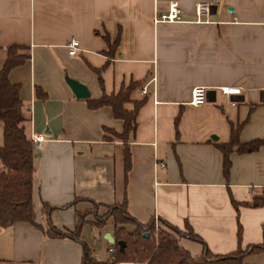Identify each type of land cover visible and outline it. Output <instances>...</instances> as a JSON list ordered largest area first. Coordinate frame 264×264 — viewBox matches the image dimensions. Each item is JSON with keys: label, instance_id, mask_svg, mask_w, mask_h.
I'll return each mask as SVG.
<instances>
[{"label": "crops", "instance_id": "obj_1", "mask_svg": "<svg viewBox=\"0 0 264 264\" xmlns=\"http://www.w3.org/2000/svg\"><path fill=\"white\" fill-rule=\"evenodd\" d=\"M171 3L182 22L154 23ZM197 5L210 7L200 23ZM72 39L79 47L69 56ZM10 46L29 54L8 75L20 86L22 126L29 138L45 136L34 154L38 226L79 228L80 240L101 262H109L108 250L115 248L104 239L113 238L112 222L98 228L90 217L123 202L140 224L189 227L200 241L178 236L177 242L192 257L205 248L227 255L262 242L264 205L248 204L264 197V146L234 151L226 179L217 145L228 144L240 125L241 144L264 141V0H0V70ZM66 76L86 86L92 100L137 84L126 105L130 110L143 102L128 139L127 177L124 143L114 135L123 122L110 107L92 110L88 99H76ZM196 87L214 101L191 106ZM223 88L239 94L227 96ZM231 200L240 204L237 210ZM86 227L99 235L100 250L89 243ZM81 261L82 247L71 239L50 238L23 222L0 229V264ZM242 262L264 264V251Z\"/></svg>", "mask_w": 264, "mask_h": 264}, {"label": "trees", "instance_id": "obj_2", "mask_svg": "<svg viewBox=\"0 0 264 264\" xmlns=\"http://www.w3.org/2000/svg\"><path fill=\"white\" fill-rule=\"evenodd\" d=\"M119 43V36L110 45L106 53L108 57L115 55V49ZM7 59L0 70V124L2 125L3 144L0 146V229L9 228L15 223H28L35 228L45 231L50 238H68L78 242L82 247L81 264H243L244 257L258 254L264 251V227L262 228V242L250 245L244 249L239 245L236 251L227 255H213L205 248L199 257H192L188 251L178 245L177 238L167 232H161L157 238L150 233L154 229V222L140 224L127 213L126 202L113 205L107 214V219H112L113 238L115 252L109 262H101L92 257L91 250L80 240L79 228L73 232H62L51 224L46 229L36 224V215L33 204V179L35 173L34 154L30 138L26 135L19 98L20 86L11 84L8 80L10 71L21 65L29 58L26 49L19 46H10ZM102 69L96 70L100 75ZM99 82L102 83L99 76ZM137 84L119 90L117 93L103 94L97 100H86L88 108L96 110L102 107H110L113 117L123 122L121 134H114L117 139L124 143V173L125 177L131 168V155L128 147L129 135L135 131L136 114L143 102H134L132 109H127L130 103V93ZM242 125L231 130L228 144L217 145L223 155V175L228 178L231 167L230 155L237 153L255 152L264 141L254 140L246 144L239 142V132ZM256 200V201H255ZM248 206L257 207L264 205V197L255 199ZM234 209H238L239 203L231 200ZM47 210L52 209L44 204ZM106 222L95 223L101 228ZM163 226L173 231L178 236H185L192 240H199L187 227L186 232H181L167 223ZM133 227L132 231H126L125 226ZM146 233L149 234L146 238ZM241 228L238 227L237 237L240 240ZM117 242H123L124 248L120 250Z\"/></svg>", "mask_w": 264, "mask_h": 264}, {"label": "built area", "instance_id": "obj_3", "mask_svg": "<svg viewBox=\"0 0 264 264\" xmlns=\"http://www.w3.org/2000/svg\"><path fill=\"white\" fill-rule=\"evenodd\" d=\"M210 11V7L208 5H197L195 8V14L197 16V23L202 22L200 17L205 14H208ZM181 10L179 9L177 3H171L169 5L167 14L161 15L160 17L154 20V23H162V24H176L181 23ZM79 47V42L76 39H72L70 43L67 45L68 55L74 56L76 54L77 48ZM142 95L147 94V86H144L142 89ZM222 94L227 96L238 95L239 89L233 88H223L221 89ZM207 102V90L203 87H196L191 91L190 102L189 104L194 107H200ZM30 141L32 143L33 149L38 151L42 148V144L45 142V136L43 134H33L30 136ZM159 167H163L162 164ZM157 220H155V225H157ZM110 254L115 252V248H110L108 250Z\"/></svg>", "mask_w": 264, "mask_h": 264}, {"label": "rangeland", "instance_id": "obj_4", "mask_svg": "<svg viewBox=\"0 0 264 264\" xmlns=\"http://www.w3.org/2000/svg\"><path fill=\"white\" fill-rule=\"evenodd\" d=\"M2 127H1V124H0V146L2 145ZM113 207V206H106L104 208V213L102 215H97V214H94V217H90L91 219H93V223H99V222H108L109 220L112 222V219H105L107 218V214L109 213L110 211V208ZM111 224V223H110ZM111 226L114 228L113 224H111ZM124 229L126 231H132L133 230V227L130 226V225H127L124 227ZM167 232L168 234H171V235H175L176 238L178 237L177 234H175L173 231L169 230L168 228H166L165 226L163 225H160L159 223L157 225L154 224V229L153 231L150 233V235L154 238H157V236H159V234L161 232ZM85 236L87 237L88 241L90 244H92V246L94 247V251H98L100 250V244L98 243L99 241V235L97 234V232L95 231L94 228H91V227H86L85 229ZM105 239V238H104ZM103 240V239H102ZM105 240H103L104 242ZM104 253V252H103ZM111 257V256H110ZM107 258V257H106ZM110 261V260H108ZM124 264V263H123Z\"/></svg>", "mask_w": 264, "mask_h": 264}, {"label": "water", "instance_id": "obj_5", "mask_svg": "<svg viewBox=\"0 0 264 264\" xmlns=\"http://www.w3.org/2000/svg\"><path fill=\"white\" fill-rule=\"evenodd\" d=\"M215 12H213L212 14H214ZM65 82L66 84L69 86V88L71 89L73 95L75 96L76 99H89L90 97V93L87 89L86 86H84L83 84L77 82L76 80H73L71 78H68L67 76L65 77ZM208 94L209 92H207V102H212L214 101L213 99H209L208 98ZM212 140H216L215 137L211 138ZM146 238H148L149 234L146 233ZM105 239L110 243V244H114V239L109 235L106 234ZM117 245L119 247L120 250H123L124 248V243L123 242H117Z\"/></svg>", "mask_w": 264, "mask_h": 264}]
</instances>
